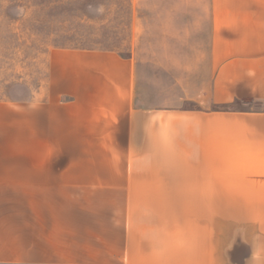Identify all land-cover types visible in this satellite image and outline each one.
<instances>
[{
  "label": "crops",
  "instance_id": "1",
  "mask_svg": "<svg viewBox=\"0 0 264 264\" xmlns=\"http://www.w3.org/2000/svg\"><path fill=\"white\" fill-rule=\"evenodd\" d=\"M208 15L196 108L139 104L134 58L96 49L0 102V264H264V0Z\"/></svg>",
  "mask_w": 264,
  "mask_h": 264
},
{
  "label": "rangeland",
  "instance_id": "2",
  "mask_svg": "<svg viewBox=\"0 0 264 264\" xmlns=\"http://www.w3.org/2000/svg\"><path fill=\"white\" fill-rule=\"evenodd\" d=\"M208 8L209 0H0V102H28L44 88L49 51L96 49L134 58L139 104L196 108L209 82Z\"/></svg>",
  "mask_w": 264,
  "mask_h": 264
},
{
  "label": "trees",
  "instance_id": "3",
  "mask_svg": "<svg viewBox=\"0 0 264 264\" xmlns=\"http://www.w3.org/2000/svg\"><path fill=\"white\" fill-rule=\"evenodd\" d=\"M230 107L229 106H216L215 109L217 110H228Z\"/></svg>",
  "mask_w": 264,
  "mask_h": 264
},
{
  "label": "clouds",
  "instance_id": "4",
  "mask_svg": "<svg viewBox=\"0 0 264 264\" xmlns=\"http://www.w3.org/2000/svg\"><path fill=\"white\" fill-rule=\"evenodd\" d=\"M258 258V257H257Z\"/></svg>",
  "mask_w": 264,
  "mask_h": 264
}]
</instances>
